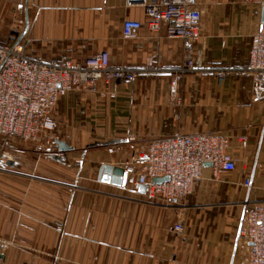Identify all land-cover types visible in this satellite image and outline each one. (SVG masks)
Here are the masks:
<instances>
[{
  "label": "crops",
  "instance_id": "1",
  "mask_svg": "<svg viewBox=\"0 0 264 264\" xmlns=\"http://www.w3.org/2000/svg\"><path fill=\"white\" fill-rule=\"evenodd\" d=\"M202 8L194 46L211 71L185 74L173 93L183 40L145 25L123 36L125 19L146 21L140 0H0V44L17 41L29 21L34 57L77 61L107 50L112 66L145 69L130 84L109 80L59 97L54 136L70 149L11 142L0 164V264H242L244 211L264 200V87L256 91L244 72L263 8L255 0H202ZM219 68L231 71L224 80ZM199 132L229 136L237 166L216 173L205 165L184 199L150 200L99 179L103 164L122 167L130 137Z\"/></svg>",
  "mask_w": 264,
  "mask_h": 264
},
{
  "label": "built area",
  "instance_id": "2",
  "mask_svg": "<svg viewBox=\"0 0 264 264\" xmlns=\"http://www.w3.org/2000/svg\"><path fill=\"white\" fill-rule=\"evenodd\" d=\"M132 1V0H131ZM264 8V0H255ZM145 8L146 21L125 19L124 38H132L144 25L151 31H164L165 35L184 42L183 61L174 69L172 92L185 74L203 75L210 72L204 63L203 50L194 42L202 34L203 8L201 0H140ZM0 44V164L11 159L9 147L17 141L31 147L34 152L56 153L59 150L54 132L57 122L54 111L61 95L69 91H96L104 81L132 83L144 68L111 65L107 50L73 60L67 55L53 58L34 57L26 51L25 39ZM231 71L219 68L215 75L224 80ZM244 72L254 79L256 91L264 87V19L254 33L249 61ZM113 97L114 93H110ZM130 137V141H134ZM246 136L238 141L245 143ZM231 138L224 134L199 132L177 133L169 137L150 139L136 148L124 160V186L140 192L145 187L147 199H163L167 203L184 199L203 180L206 163L216 173L236 169L230 154ZM169 176V180L155 182V177ZM252 183L250 178L245 186ZM178 234L184 224L174 227ZM237 247L242 264H264V200L244 211L239 227Z\"/></svg>",
  "mask_w": 264,
  "mask_h": 264
},
{
  "label": "water",
  "instance_id": "3",
  "mask_svg": "<svg viewBox=\"0 0 264 264\" xmlns=\"http://www.w3.org/2000/svg\"><path fill=\"white\" fill-rule=\"evenodd\" d=\"M263 19H264V8H263ZM29 27V21H27V25L24 31L20 34L15 44L19 43L26 35L27 30ZM56 142L58 143L59 149L61 150H68L71 147L67 145V143L61 139H57ZM206 166H211L212 163H206ZM99 179L105 182L112 183L114 185L122 186L125 183V176H124V168L121 166H114L112 164H103L99 170ZM169 180V176L165 177H155V182H164ZM141 192L145 191V187L142 186L140 189Z\"/></svg>",
  "mask_w": 264,
  "mask_h": 264
},
{
  "label": "rangeland",
  "instance_id": "4",
  "mask_svg": "<svg viewBox=\"0 0 264 264\" xmlns=\"http://www.w3.org/2000/svg\"><path fill=\"white\" fill-rule=\"evenodd\" d=\"M201 5H202V0H201ZM24 39H25V37H24ZM147 142L148 141H145V142H140V141H138V140H134V141H131L130 143H129V145H128V154H127V156L124 158V160L125 159H127L128 157H130L131 155H132V153L136 150V148H138V147H140V146H143V145H145V144H147ZM30 147V146H29ZM49 154V153H48ZM123 160V161H124Z\"/></svg>",
  "mask_w": 264,
  "mask_h": 264
}]
</instances>
